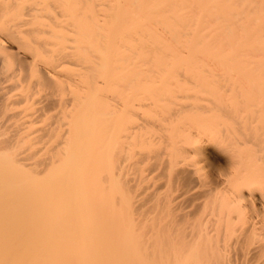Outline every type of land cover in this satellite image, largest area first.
<instances>
[{
	"label": "bare ground",
	"instance_id": "1",
	"mask_svg": "<svg viewBox=\"0 0 264 264\" xmlns=\"http://www.w3.org/2000/svg\"><path fill=\"white\" fill-rule=\"evenodd\" d=\"M0 264H264V0H0Z\"/></svg>",
	"mask_w": 264,
	"mask_h": 264
}]
</instances>
